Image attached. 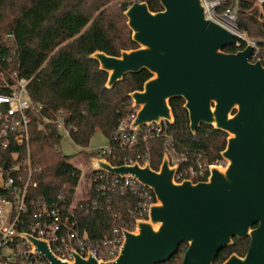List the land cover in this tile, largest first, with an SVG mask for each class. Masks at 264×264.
I'll use <instances>...</instances> for the list:
<instances>
[{"label": "water", "instance_id": "1", "mask_svg": "<svg viewBox=\"0 0 264 264\" xmlns=\"http://www.w3.org/2000/svg\"><path fill=\"white\" fill-rule=\"evenodd\" d=\"M159 3L155 12L145 0L123 10L137 48L124 49L119 56L96 50L89 57L108 73L106 88L128 73H151L141 90L129 93L137 109L133 128L162 119L172 123L169 102L181 97L191 132L203 123L227 133L220 153L226 167L211 166L205 180L175 182L178 165L169 164L165 155L158 170L148 163L113 165L93 156L92 170L132 175L151 188L156 201L145 220L123 231L112 260L77 252L71 260H60L46 242L19 233L49 264H158L183 242L180 264H213L234 237L249 238L246 253H231L221 264H264V64L250 60L255 49L251 40L208 16L203 0ZM235 38L244 40V47L224 51Z\"/></svg>", "mask_w": 264, "mask_h": 264}, {"label": "trees", "instance_id": "2", "mask_svg": "<svg viewBox=\"0 0 264 264\" xmlns=\"http://www.w3.org/2000/svg\"><path fill=\"white\" fill-rule=\"evenodd\" d=\"M127 1L0 0V53L13 58V68L20 75L31 77L29 96L35 103L43 105L29 129L32 157L43 168L35 176L39 186L31 193L42 195L48 202L58 201L61 205L71 198L80 170L70 162L71 157L56 151L61 134L55 125H37L42 116L54 120L62 118L70 140L82 149L88 146L95 130H99L109 141L112 152L105 157L113 165L132 162L138 154L146 153L147 163L154 170L160 166L165 137L144 138V132L138 131L137 142L123 148L113 140L119 122L133 111L129 93L141 90L151 73L146 69L128 73L112 87L106 88L108 73L99 68L94 58L89 57L96 50L119 56L124 49L137 48L123 16V10L130 5ZM145 1L150 11L161 9L159 0ZM214 1L219 2L215 7L218 15L232 9L235 26L240 33L249 39L263 40L253 54L254 59L259 57L264 62V0ZM244 45V40L235 38L223 50L236 52ZM183 104L181 97L170 100L174 120L166 130L175 150L187 159L180 163L179 169L196 162L210 165L221 158L227 133L203 123L194 133L191 132ZM5 154L0 151V162ZM83 154L93 156L87 151ZM138 162L143 164L141 159ZM75 197L83 200L87 197L88 200H84L81 207L77 203L76 208L71 210H68L69 202H66L62 213L74 220L77 233L85 234L92 243L110 237L113 226L121 220L126 223L132 221L139 202L129 192L123 195L116 192L106 203L93 188L88 189L87 196L77 194ZM93 200H97L102 207L85 210L86 203ZM248 241V237H234L229 247L219 251L213 264H221L231 253L243 256ZM185 249L186 243L183 242L170 259L158 264H180Z\"/></svg>", "mask_w": 264, "mask_h": 264}, {"label": "built area", "instance_id": "3", "mask_svg": "<svg viewBox=\"0 0 264 264\" xmlns=\"http://www.w3.org/2000/svg\"><path fill=\"white\" fill-rule=\"evenodd\" d=\"M12 60L11 56L0 53V151L6 153L0 162V264H49L48 260L35 251L33 245L19 233L30 234L46 242L49 250L60 260H71L74 252L82 256L90 254L98 259L112 260L120 251L124 240L123 231H132L138 221L145 220L156 198L150 187L142 185L132 175L119 176L104 170H91L87 182L88 189L93 188L106 203L111 201L116 192L121 195L129 192L139 199L136 216L132 221L126 223L121 220L113 226L110 237L92 243L85 234H78L74 228L75 221L62 213L66 202H69L68 210H71L76 208L77 203L80 207L83 206L84 200H88L87 197L84 200L79 197L76 199L74 193L60 205L58 201L48 202L42 195L32 194L31 191L39 186L35 176L41 173L43 168L32 157L29 129L34 116L39 114L43 105L31 100L28 93L31 77L20 75L13 68ZM130 102L133 105V99ZM136 110L134 107L115 130L113 140L119 147L133 146L137 142L138 131L144 132V138L165 137L164 153L169 155L171 164L178 165L173 178L175 182H194L195 179L200 181L207 178L211 166L226 167L227 163L221 156L210 165L196 162L179 169L180 163L187 159L174 148V142L166 131L169 122L162 119L158 123L133 128L132 121ZM41 118V121L37 120L39 127L45 123H53L61 137L64 133L70 138L62 118ZM56 151L59 152L58 148ZM111 152L109 145L96 148L93 156L106 159L105 156ZM139 159L147 163L148 154H138L134 161L138 162ZM74 189L76 190L77 186ZM88 189L80 190L78 194L87 196ZM97 207L102 206L97 200H93L86 203L85 210H94Z\"/></svg>", "mask_w": 264, "mask_h": 264}, {"label": "rangeland", "instance_id": "4", "mask_svg": "<svg viewBox=\"0 0 264 264\" xmlns=\"http://www.w3.org/2000/svg\"><path fill=\"white\" fill-rule=\"evenodd\" d=\"M138 1H141V0H128L127 2L131 4L133 2H138ZM218 5H219L218 1H214V0L211 1V6L213 8H212V10L211 9H209V10L206 9V12H207L208 16H210L213 20L216 19V20H219V21H223L225 19V21L228 22V24H230V25H232V26H234L236 28L235 22H234L235 16L232 13V9L229 10L228 12H223L222 14L218 15L217 13H215V7H217ZM123 16H125V15L123 14ZM227 16H229L230 20L227 19ZM126 21H127V17H126ZM241 35L246 40H251V41L252 40L253 41L254 40L255 41L259 40L260 41V38L249 39L243 33H241ZM258 44H259V42L256 41V43L254 44V47H255L254 52H256L258 50V48H259ZM62 134L63 135H62V137H61V139L59 141V144L57 146L58 151L61 152L64 155H66V156L71 157L70 158V162L73 164L74 167H77L80 170L79 178H78V181H77V189L75 190V193H76V196H77L78 191H80V190L84 191V190L88 189V183H87L88 182V175L87 174L93 168L92 161H91L93 156L86 157L83 154V151H87L89 153H92V155H94V150L96 148H105V147H107L109 141L103 135V133H101L99 130H95L92 138L89 141L88 146L85 149H82L79 146H75L72 143V141L70 140V138L66 134H64V133H62ZM163 155L166 156L169 164H171L172 162L170 163L169 155H167L165 153H163ZM140 165H143V164H140ZM171 165L175 166L173 164H171Z\"/></svg>", "mask_w": 264, "mask_h": 264}, {"label": "bare ground", "instance_id": "5", "mask_svg": "<svg viewBox=\"0 0 264 264\" xmlns=\"http://www.w3.org/2000/svg\"><path fill=\"white\" fill-rule=\"evenodd\" d=\"M203 1H204V6H205V8H206L207 10H209V9L212 10L213 7L211 6V0H203ZM206 13H207V12H206ZM212 16H213V15H212ZM230 17H231V16H230ZM217 19H218V18H217ZM227 19L230 20L229 16H227ZM214 20H215L216 22H218L221 26L225 27L226 29H229L230 31L236 33L238 36L241 35V34L238 33V30H237L234 26L228 24V22H226L225 19H224L223 21H219V20H216V19H214ZM241 36H242V35H241ZM248 43H249L250 45H254V44L256 43V41H248Z\"/></svg>", "mask_w": 264, "mask_h": 264}, {"label": "flooded vegetation", "instance_id": "6", "mask_svg": "<svg viewBox=\"0 0 264 264\" xmlns=\"http://www.w3.org/2000/svg\"><path fill=\"white\" fill-rule=\"evenodd\" d=\"M240 49H242V48H240ZM254 53V52H253ZM252 53V55L250 56V60L251 61H255V60H257V59H260L259 57H257L256 59H254L255 58V54H253ZM261 61V60H260ZM262 62V61H261ZM263 64H264V62H262Z\"/></svg>", "mask_w": 264, "mask_h": 264}]
</instances>
